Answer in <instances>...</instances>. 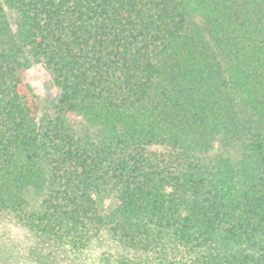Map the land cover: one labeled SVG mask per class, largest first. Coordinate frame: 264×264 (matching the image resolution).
<instances>
[{
    "label": "trees",
    "instance_id": "1",
    "mask_svg": "<svg viewBox=\"0 0 264 264\" xmlns=\"http://www.w3.org/2000/svg\"><path fill=\"white\" fill-rule=\"evenodd\" d=\"M0 219L30 264H264V0H0Z\"/></svg>",
    "mask_w": 264,
    "mask_h": 264
},
{
    "label": "rangeland",
    "instance_id": "2",
    "mask_svg": "<svg viewBox=\"0 0 264 264\" xmlns=\"http://www.w3.org/2000/svg\"><path fill=\"white\" fill-rule=\"evenodd\" d=\"M22 79L24 84L32 88L40 103L56 92L50 74L42 66H33L22 74ZM29 237L24 228L12 221L0 219V264H30L25 259Z\"/></svg>",
    "mask_w": 264,
    "mask_h": 264
}]
</instances>
